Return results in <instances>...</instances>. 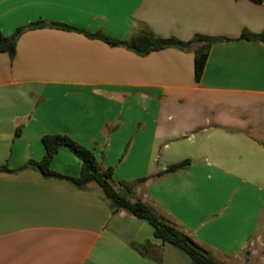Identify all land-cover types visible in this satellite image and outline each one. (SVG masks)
Listing matches in <instances>:
<instances>
[{"label": "crops", "instance_id": "obj_1", "mask_svg": "<svg viewBox=\"0 0 264 264\" xmlns=\"http://www.w3.org/2000/svg\"><path fill=\"white\" fill-rule=\"evenodd\" d=\"M60 22L127 39L142 31L210 46L138 55L76 31H23L0 52V166L42 159V136L91 149L110 183L189 235L221 264H264V4L251 0H0V30ZM20 126V134L15 136ZM189 158L178 171L163 173ZM50 168L76 177L65 145ZM145 178V180H141ZM150 242L160 261L144 256ZM144 219L112 210L95 182L78 188L32 167L0 172V264H189Z\"/></svg>", "mask_w": 264, "mask_h": 264}, {"label": "trees", "instance_id": "obj_2", "mask_svg": "<svg viewBox=\"0 0 264 264\" xmlns=\"http://www.w3.org/2000/svg\"><path fill=\"white\" fill-rule=\"evenodd\" d=\"M251 1L264 4V0ZM45 26L68 31H76L89 38L100 39L110 46H124L138 55H145L151 51L167 47H176L185 50L193 43H200V45H198L194 50L195 81H199L201 78L210 46L217 42L228 41L227 38H211L200 34L188 41H183L174 37L162 38L154 36L150 31H142L136 35L128 37L127 39H116L100 31L88 32L60 22H45L37 20L17 27L10 36L3 35L0 30V52H6L9 58L12 59L15 55L17 37L25 30ZM263 35L264 32L261 34H248L244 31L241 33L240 38L258 39ZM20 130V126H18L14 132L15 136L20 134ZM41 140L45 148V152L41 160H29L17 169H11L4 164L0 166V172L13 173L32 167L38 170L44 178L63 179L78 188H84L88 183L95 182L105 199L109 202L112 210L123 209L132 213L136 217L146 220L153 228L154 237L160 239L162 243H170L183 251L190 259L189 264H221L215 258L204 252V250L194 240H192L189 235L160 218L154 209H152L148 204L140 199H132L130 197L133 192L132 185L121 184L124 191H117L114 189L110 183L112 167L103 169L91 149L81 145L65 134H46L42 136ZM60 145H65L75 156L78 157L80 161V172L78 176L71 177L62 175L50 168V162ZM189 162L190 159L185 158L179 162L170 164L165 168V170L157 173V176L163 173L182 170ZM141 180H145V178ZM140 251L144 256L160 261V254L150 242L142 244L140 246Z\"/></svg>", "mask_w": 264, "mask_h": 264}]
</instances>
